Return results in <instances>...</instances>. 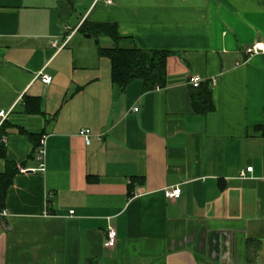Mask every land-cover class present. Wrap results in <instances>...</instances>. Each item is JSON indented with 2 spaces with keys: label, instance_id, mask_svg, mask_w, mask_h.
<instances>
[{
  "label": "crops",
  "instance_id": "1",
  "mask_svg": "<svg viewBox=\"0 0 264 264\" xmlns=\"http://www.w3.org/2000/svg\"><path fill=\"white\" fill-rule=\"evenodd\" d=\"M84 22L120 41L82 35ZM257 43L264 0H0V174L17 169L0 264L264 261V53H244ZM116 46L168 53L163 85H115L97 50ZM194 76L211 90L206 114ZM30 134L44 172H19L39 167Z\"/></svg>",
  "mask_w": 264,
  "mask_h": 264
},
{
  "label": "trees",
  "instance_id": "2",
  "mask_svg": "<svg viewBox=\"0 0 264 264\" xmlns=\"http://www.w3.org/2000/svg\"><path fill=\"white\" fill-rule=\"evenodd\" d=\"M78 31L86 37H97L99 35L109 36L115 43L120 41L117 37L114 26H106L99 24H90L84 22ZM98 55L106 57L111 62V79L112 82L121 89L125 88L134 80H140L143 84L144 91H151L156 87H161L166 77V62L168 53L160 51H143L136 47L122 48L112 47L109 49L98 48ZM198 95L193 98V104L196 113L206 114L213 109L211 90L209 85L199 86ZM36 103V104H35ZM37 101L24 103L26 113H37ZM32 144H40L37 135H29ZM37 142V143H36ZM2 155V154H1ZM17 169L12 163H8L6 171L0 174V210L4 207L5 195L9 186L12 184L13 177Z\"/></svg>",
  "mask_w": 264,
  "mask_h": 264
},
{
  "label": "built area",
  "instance_id": "3",
  "mask_svg": "<svg viewBox=\"0 0 264 264\" xmlns=\"http://www.w3.org/2000/svg\"><path fill=\"white\" fill-rule=\"evenodd\" d=\"M107 3H109V1H107ZM64 46L65 44L59 45V43L56 40H53L52 42L53 48L61 49ZM244 53L246 56H252V55L264 53V43L254 44L251 47L246 48ZM38 76L42 84H49L51 82V77L47 75H42L40 73ZM214 82L215 81L212 80L211 83L214 84ZM201 83H202V79L198 76H194L190 80V85L194 89L198 88L201 85ZM134 111L136 112L137 109H134ZM9 114H10V111H6V112L0 111V127L3 123V120H5ZM79 135L83 138L86 145L90 144L92 134L89 130H81ZM5 143H6V138L3 136H0V144H5ZM37 160L39 161V167L37 169H20L19 172L20 173H27V172L33 173L36 171H40V172L45 171V148H44L43 143L37 149ZM250 172H252V168H247L244 171L242 170L240 172V177L245 178V174L250 173ZM180 195H181V190L178 187L166 191V197L170 200H176L180 197ZM6 216L7 214L5 211H0V218H4ZM115 244H116V232L114 229L110 228L107 232L106 242L104 243V247L113 248Z\"/></svg>",
  "mask_w": 264,
  "mask_h": 264
},
{
  "label": "rangeland",
  "instance_id": "4",
  "mask_svg": "<svg viewBox=\"0 0 264 264\" xmlns=\"http://www.w3.org/2000/svg\"><path fill=\"white\" fill-rule=\"evenodd\" d=\"M257 264H264V261H262V257H260V261H258Z\"/></svg>",
  "mask_w": 264,
  "mask_h": 264
}]
</instances>
